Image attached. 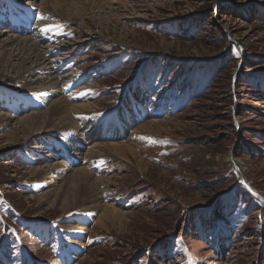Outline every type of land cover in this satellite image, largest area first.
<instances>
[{
	"label": "rangeland",
	"instance_id": "rangeland-1",
	"mask_svg": "<svg viewBox=\"0 0 264 264\" xmlns=\"http://www.w3.org/2000/svg\"><path fill=\"white\" fill-rule=\"evenodd\" d=\"M93 2L75 27L0 0L28 22L19 33L3 21L0 39L29 38L59 83L32 95L18 67H0V113L13 118L0 123V264H264V0ZM59 97L96 107L71 113L74 131L9 139ZM57 161L60 176L101 180L99 203L122 215L96 224L100 208L46 199L27 178Z\"/></svg>",
	"mask_w": 264,
	"mask_h": 264
},
{
	"label": "bare ground",
	"instance_id": "bare-ground-1",
	"mask_svg": "<svg viewBox=\"0 0 264 264\" xmlns=\"http://www.w3.org/2000/svg\"><path fill=\"white\" fill-rule=\"evenodd\" d=\"M26 1L31 6L38 5L40 9L47 10V12L51 14H46L47 16H53L52 13H54L63 20L71 21L75 27L84 26L85 24V18L79 13L80 10H86V8H90V4L94 3L93 0ZM106 3L112 4L111 0H106ZM72 10H74L73 13L68 12ZM0 22L4 23L3 21ZM2 33L3 31H0V36H2ZM9 45H14L15 52L11 53L9 52L10 50L8 51L7 48ZM0 49L1 51L3 50L2 53L0 52V67H3L5 70L8 65L18 67L16 71V81L26 85L30 93L34 92L32 95L38 94L35 92H49L53 94L59 91L57 89L58 82L53 78L45 57L40 53L39 46L29 38H18L10 35L6 39H0ZM3 53H5V55ZM12 61H16L17 64L12 63ZM30 63L34 65L31 66L29 65ZM95 107V104L91 103L70 105L64 98L59 97L48 104L46 112L42 114L32 112L29 113L30 115L27 119L25 118L26 116L19 118V122L6 135L9 139L16 140L17 132L20 131L23 132L24 140L31 139V141H33L43 134L56 130L58 131L60 129H70L74 131L76 130V126L71 118V113H87L92 111ZM12 119L11 115L8 116L0 113L1 124L8 125L11 123ZM120 146L121 145L117 142H109L104 148L110 147L116 151ZM102 148L103 147L100 148V145H95L93 150H96L90 156L93 158L101 156L100 149ZM60 167L61 163L58 161L54 164H44L43 166L33 167L30 170V178L27 179L33 180L34 183L43 182V184L46 185L44 188L46 191H44L42 195L46 199H52L53 202L60 200L64 201V206L68 208L76 207V204L80 202L84 205L83 211L99 210L100 208L101 213L96 224H102L105 220L122 215V211L118 210L116 207L99 203L95 185L97 182H101V180L92 176L91 172L84 168H75L76 170L74 169L75 171L73 173L68 175L66 173L65 176H60L58 173L63 170V168L61 170ZM54 173L57 175L52 176Z\"/></svg>",
	"mask_w": 264,
	"mask_h": 264
},
{
	"label": "snow or ice",
	"instance_id": "snow-or-ice-1",
	"mask_svg": "<svg viewBox=\"0 0 264 264\" xmlns=\"http://www.w3.org/2000/svg\"><path fill=\"white\" fill-rule=\"evenodd\" d=\"M39 18L42 19V20H43V19H47L46 17H44V16H42V15H41Z\"/></svg>",
	"mask_w": 264,
	"mask_h": 264
}]
</instances>
